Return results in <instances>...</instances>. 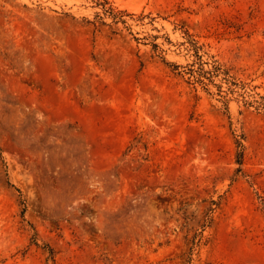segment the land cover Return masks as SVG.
Segmentation results:
<instances>
[{"label":"rangeland","instance_id":"1","mask_svg":"<svg viewBox=\"0 0 264 264\" xmlns=\"http://www.w3.org/2000/svg\"><path fill=\"white\" fill-rule=\"evenodd\" d=\"M0 264H264V0H0Z\"/></svg>","mask_w":264,"mask_h":264}]
</instances>
